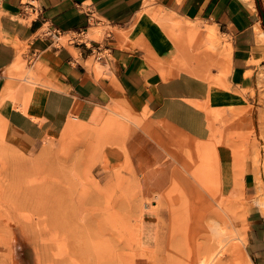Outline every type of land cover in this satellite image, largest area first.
Returning a JSON list of instances; mask_svg holds the SVG:
<instances>
[{
  "label": "crops",
  "instance_id": "0c3cea01",
  "mask_svg": "<svg viewBox=\"0 0 264 264\" xmlns=\"http://www.w3.org/2000/svg\"><path fill=\"white\" fill-rule=\"evenodd\" d=\"M152 12L185 23L178 40ZM209 27L211 39L204 35ZM262 73L264 0H0V123L22 145L57 137L67 123L98 124L113 102L151 126L129 132L145 165L164 154L145 134L208 139L205 106L254 102L259 134ZM218 151L228 186L231 149ZM244 166V249L253 264H264V212L252 200L251 157Z\"/></svg>",
  "mask_w": 264,
  "mask_h": 264
},
{
  "label": "rangeland",
  "instance_id": "374dc122",
  "mask_svg": "<svg viewBox=\"0 0 264 264\" xmlns=\"http://www.w3.org/2000/svg\"><path fill=\"white\" fill-rule=\"evenodd\" d=\"M153 14L168 32H177L169 25L172 18ZM261 88L259 134L254 102L205 106L211 129L206 140L145 134L164 153L150 165L136 159L129 132L151 126L120 103H110L98 124L67 123L57 137L24 145L0 123V264H198L204 251L221 244L210 264H253L244 249L242 177L244 159L251 157L252 200L262 211ZM219 119L225 120L221 127ZM224 145L233 162L228 186L218 151ZM210 163V180H200L198 166Z\"/></svg>",
  "mask_w": 264,
  "mask_h": 264
},
{
  "label": "bare ground",
  "instance_id": "6f19581e",
  "mask_svg": "<svg viewBox=\"0 0 264 264\" xmlns=\"http://www.w3.org/2000/svg\"><path fill=\"white\" fill-rule=\"evenodd\" d=\"M149 14H150V11H149ZM152 14H153V12H152ZM154 15V14H153ZM156 17V16H155ZM165 19V18H164ZM183 22V21H182ZM185 22V21H184ZM160 23V22H159ZM158 24V23H157ZM161 24V23H160ZM185 24V23H184ZM184 24H181V22H178V21H175V20H171L170 22H169V25L170 26H172V27H175L176 28V30H177V32L176 33H171V32H168L169 34H167V35H170L173 39H175V40H178V38H179V36H180V34L181 33H183L184 32V27H185V25ZM188 24H189V21H188ZM159 25V24H158ZM162 25H163V23H162ZM160 26V25H159ZM168 26V25H167ZM166 27V26H165ZM190 27H192V26H190ZM167 28V27H166ZM163 29V28H162ZM161 29V30H162ZM166 31V30H165ZM205 35H206V37L207 38H213L214 36H215V31H214V28L213 27H209V28H207V30L205 31ZM167 37V36H166ZM173 39H171V41L173 40ZM174 41V40H173ZM172 41V42H173ZM173 44H175V43H173ZM187 45H188V43H187ZM186 45V46H187ZM189 46H190V44H189ZM198 47V45L197 44H195V45H193V44H191V48H194V47ZM171 47V46H170ZM177 47V46H176ZM182 48V47H181ZM200 49V48H199ZM208 50V49H207ZM19 51V50H18ZM198 53H197V55L198 56H200V52L201 51H197ZM203 54V53H202ZM190 55V54H189ZM193 56H195V54H193ZM20 57V56H19ZM190 57V56H189ZM146 59V58H145ZM214 61H216V60H214ZM22 64V63H21ZM26 71V70H25ZM25 71H23L24 73H25ZM32 71V70H31ZM10 72V71H9ZM28 73V72H27ZM14 74V73H13ZM23 75V74H22ZM28 75V74H27ZM30 76V75H29ZM15 77V76H14ZM23 78V77H22ZM36 78V77H35ZM32 83V82H31ZM43 84V83H42ZM41 84V85H42ZM45 84V83H44ZM40 85V86H41ZM33 86V85H32ZM31 86V87H32ZM31 91V90H30ZM210 166H212V169H215V167H214V165L213 164H208L207 166H198V173H197V177L200 179V180H203V179H206L207 181H209L210 180V174L207 172V168L208 167H210ZM201 170V171H200ZM201 172V173H200ZM216 178V177H215ZM220 178V175L218 176V179ZM213 180V178L211 179V181ZM216 180H217V178H216ZM218 181V180H217ZM262 201H261V198L259 199V203H261ZM262 204H264V203H262ZM262 211H264V209H262ZM217 227V226H216ZM222 232V231H221ZM223 247V244H221L220 245V247L218 248V249H214L213 247L212 248H210V249H208V250H206V251H204L203 252V254L199 257V262H198V264H210L211 262H212V260L213 259H215L216 258V255H218V253L221 251V248ZM232 264H236V262L233 260L232 261Z\"/></svg>",
  "mask_w": 264,
  "mask_h": 264
}]
</instances>
